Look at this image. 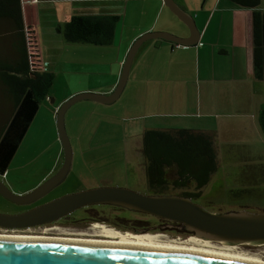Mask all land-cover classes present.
<instances>
[{"label": "crops", "instance_id": "crops-1", "mask_svg": "<svg viewBox=\"0 0 264 264\" xmlns=\"http://www.w3.org/2000/svg\"><path fill=\"white\" fill-rule=\"evenodd\" d=\"M25 26L30 28L40 55L42 69L55 74L48 96L40 104L27 131L41 110L48 114L54 131L56 110L70 96L85 91L108 94L117 84L122 65L133 41L147 31H166L186 37L189 30L166 6L164 0H20ZM192 16L199 32L194 45H177L163 39L145 41L137 50L129 74L134 81L144 71L146 107L163 123L146 124L144 129L191 128L205 131L214 139L244 137L260 133L257 115L264 103L259 84L252 74L251 9L240 8L230 0H174ZM130 8L133 16L126 21ZM259 8L264 10V0ZM74 14L118 15L114 37L109 45L70 43L56 30ZM79 73L77 89H70L67 76L58 92V72ZM70 78V79H69ZM130 76H128V79ZM127 83V82H126ZM264 93V86H262ZM151 99L150 101H148ZM53 104V105H50ZM9 101L4 119L12 109ZM99 117L103 114L87 104ZM147 110V109H146ZM90 119L70 117L71 127L79 129L75 140L91 144L103 131L86 133ZM143 129V130H144ZM56 136V134H55ZM232 145V142H229Z\"/></svg>", "mask_w": 264, "mask_h": 264}, {"label": "rangeland", "instance_id": "rangeland-1", "mask_svg": "<svg viewBox=\"0 0 264 264\" xmlns=\"http://www.w3.org/2000/svg\"><path fill=\"white\" fill-rule=\"evenodd\" d=\"M132 16L133 12L128 8L126 21ZM133 73L129 74L130 78L127 80L124 90L114 102L102 104L91 100H81L68 108L65 114V127L72 148L70 170L66 178L49 191L43 199L98 186L125 187L143 194H151L144 174V159L140 152L141 134L146 124L160 125L163 122L149 114L155 111L153 110L155 106L148 104L146 107V88L144 81H141L145 75L144 71L140 73L137 81L133 80ZM57 74L58 79L56 86H53L54 89H57L58 92H64L66 88L62 84L65 81L67 83L68 75L69 77L72 76L71 79L69 78L72 85L70 89H77L75 85L80 78L79 73H67L60 70ZM258 82L262 84L257 85V88L260 89V94L264 99L262 91L264 81ZM87 104L95 105V110L105 115L102 125L98 129H95V125L98 123L99 117L91 112V109L86 106ZM8 105L7 96L1 95L0 91V128L4 123V117L1 113L3 110L6 113ZM70 117H77L81 120L90 119L86 127L88 135L96 130L103 132L98 134L91 144L86 143L85 137L81 139L79 144L75 140V135L79 129L71 127ZM50 123L48 114L44 109L41 110L29 131L24 135L8 165L6 175L1 176L4 184L14 194L30 192L51 177L62 165L63 151L57 134L56 118L54 119L56 136L50 127ZM229 142H232V145ZM215 150L217 169L210 177L209 182L202 188L201 196L194 198L193 201L212 212L239 210V208L250 212H264V138L262 135L257 132L253 136L220 137ZM191 189L190 187L189 190ZM169 192L172 194L181 193L180 189L175 188H171ZM0 204H5L4 199L0 198ZM104 211L108 216L140 217V212H130L120 208L114 210L112 207H105ZM75 214H82L81 217H84L86 212L75 210ZM100 223L97 221L92 225L93 231L84 228L79 229L101 235L99 231L103 224ZM102 223L120 230L111 224ZM139 233L158 234L166 242H185L190 236H195L193 233H182L174 228ZM0 235L26 234H9L8 232L0 233ZM67 237L69 236L64 238ZM78 238L83 239L82 237ZM90 238L106 239L102 235H95ZM209 241L216 248L225 245L218 241ZM234 245L233 252L264 261V244L243 243Z\"/></svg>", "mask_w": 264, "mask_h": 264}, {"label": "water", "instance_id": "water-1", "mask_svg": "<svg viewBox=\"0 0 264 264\" xmlns=\"http://www.w3.org/2000/svg\"><path fill=\"white\" fill-rule=\"evenodd\" d=\"M169 10L189 30L186 37L166 31H147L138 36L127 52L117 84L108 94L85 91L67 98L56 112V128L63 151L60 168L39 186L25 194H14L0 179V196L18 204L33 203L58 186L67 176L72 148L65 127L68 108L81 100L109 104L119 98L128 80L138 48L147 40L163 39L177 45H194L200 32L192 18L174 0H164ZM106 204L179 223L195 236L224 244H264V212L245 209L212 212L190 197L179 194H143L125 187L98 186L65 193L20 214L0 213V225L24 227L68 215L88 205ZM103 224V223H100ZM106 225V224H104ZM163 228L178 229L176 225ZM0 264H264L251 260L162 250L93 241L0 238Z\"/></svg>", "mask_w": 264, "mask_h": 264}, {"label": "trees", "instance_id": "trees-1", "mask_svg": "<svg viewBox=\"0 0 264 264\" xmlns=\"http://www.w3.org/2000/svg\"><path fill=\"white\" fill-rule=\"evenodd\" d=\"M230 1L240 8L252 10V74L255 80L264 81V10L259 8L260 0ZM118 21V15L74 14L56 30L70 43L109 45ZM29 42L30 48L33 47L31 52L28 50ZM34 43L33 32L23 20L21 1L0 0V91L13 104L0 128L1 175L6 172L55 79L53 72L42 69ZM257 121L264 138V103L259 107ZM140 152L144 159L146 182L153 194H168L171 188H175L181 191L177 194L193 200L201 196L202 188L217 169L214 139L201 130L144 129ZM105 207L129 211L118 206L94 205L86 210L89 214H84V217L133 233L158 231L169 224L178 228L179 225L143 213L140 217L108 216ZM177 230L188 233L184 229Z\"/></svg>", "mask_w": 264, "mask_h": 264}, {"label": "bare ground", "instance_id": "bare-ground-1", "mask_svg": "<svg viewBox=\"0 0 264 264\" xmlns=\"http://www.w3.org/2000/svg\"><path fill=\"white\" fill-rule=\"evenodd\" d=\"M130 211V210H129ZM134 212V211H133ZM97 227V226H96ZM99 233L106 239H74L64 237H43V236H26V235H0V238L6 239H38V240H70V241H93L101 243H109L113 245H129L143 248H153L162 250H178V251H192L199 254L219 256V257H231L245 260H251L256 262H264L259 258L250 257L242 253L233 252V244H225L220 248H216L209 240H203L195 236H190L185 242L170 241L166 242L154 233H133L122 232L115 228L108 227L103 224ZM13 234V233H12Z\"/></svg>", "mask_w": 264, "mask_h": 264}, {"label": "flooded vegetation", "instance_id": "flooded-vegetation-1", "mask_svg": "<svg viewBox=\"0 0 264 264\" xmlns=\"http://www.w3.org/2000/svg\"><path fill=\"white\" fill-rule=\"evenodd\" d=\"M4 174L6 175V172ZM4 174L2 175L0 174V179H1V176H3ZM61 195L63 194H58L48 199H43V197L45 196L44 195L43 197L34 201L33 203L26 204V205L15 204L3 198L2 196H0V198L4 199V203H5L3 205L0 204V213L20 214L22 212L32 209L35 206L43 204L51 199L59 197ZM99 205H106V204H99ZM92 206L94 205L83 206L79 209H76V211L86 212V210L90 209V207ZM74 212L75 210L69 213L68 215H63L52 221L38 223L34 225H27L24 227H4L0 225V233L9 232V234L10 233H23L27 235H41V236L48 235V236H57V237L69 236L67 238H74V239H80L78 237H82L83 239H91L90 238L91 236H95V235L101 236V235L93 234L90 231L80 230L81 228L92 230L91 224L97 221H93L85 217H81L82 214L74 215ZM98 222H101V221H98Z\"/></svg>", "mask_w": 264, "mask_h": 264}, {"label": "built area", "instance_id": "built-area-1", "mask_svg": "<svg viewBox=\"0 0 264 264\" xmlns=\"http://www.w3.org/2000/svg\"><path fill=\"white\" fill-rule=\"evenodd\" d=\"M30 42H31V39H30ZM30 42H29V44H28V46H29V47H28V50L31 52V50L33 49V47H32V49L30 48ZM34 45H35V43H34ZM94 223H97V222H94ZM94 223L91 224V227H92V225H93ZM97 235H98V234H97Z\"/></svg>", "mask_w": 264, "mask_h": 264}]
</instances>
